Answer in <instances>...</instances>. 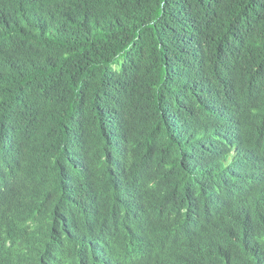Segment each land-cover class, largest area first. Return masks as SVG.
<instances>
[{
    "label": "trees",
    "instance_id": "16d2710c",
    "mask_svg": "<svg viewBox=\"0 0 264 264\" xmlns=\"http://www.w3.org/2000/svg\"><path fill=\"white\" fill-rule=\"evenodd\" d=\"M0 205V264H264V0H0Z\"/></svg>",
    "mask_w": 264,
    "mask_h": 264
},
{
    "label": "clouds",
    "instance_id": "9594fccd",
    "mask_svg": "<svg viewBox=\"0 0 264 264\" xmlns=\"http://www.w3.org/2000/svg\"><path fill=\"white\" fill-rule=\"evenodd\" d=\"M6 216L5 208L0 205V237H4L8 234L2 223L3 218ZM9 235V234H8ZM13 248V241L11 235H9L5 240H0V263L6 257V255L11 252Z\"/></svg>",
    "mask_w": 264,
    "mask_h": 264
}]
</instances>
